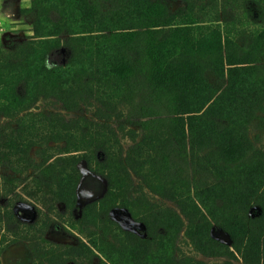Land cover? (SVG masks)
Wrapping results in <instances>:
<instances>
[{"label":"rangeland","instance_id":"obj_1","mask_svg":"<svg viewBox=\"0 0 264 264\" xmlns=\"http://www.w3.org/2000/svg\"><path fill=\"white\" fill-rule=\"evenodd\" d=\"M147 1L158 4L160 22L174 25L157 30L154 39L144 36V25L158 17L126 15L141 8L140 0H99L105 15H91L116 30L142 18L127 52L135 75L67 86L60 76L20 82L16 58L31 43L37 55L52 42L64 47L70 37L62 0H0V90L8 91H0V264H246L229 233L181 196L211 197L226 211L234 192L227 184H241L245 192L250 183L264 182V99L248 124L247 156L226 162L220 150L198 139L191 144L188 132L153 130L151 122L169 121L189 111L180 105L196 101L153 85L148 51L152 44L182 50L186 38H172L174 29L179 36L218 29L235 53L256 54L264 68V52L257 54L264 44L256 43L264 33V0ZM59 55L56 62L64 63L65 51ZM207 71L211 84H226ZM15 93L27 99V110L12 111ZM105 141H111L108 154L101 150ZM217 196L224 202L214 201ZM246 215L254 220L260 206L251 204Z\"/></svg>","mask_w":264,"mask_h":264},{"label":"trees","instance_id":"obj_2","mask_svg":"<svg viewBox=\"0 0 264 264\" xmlns=\"http://www.w3.org/2000/svg\"><path fill=\"white\" fill-rule=\"evenodd\" d=\"M140 1L141 8L134 10L133 7L132 10L126 11V15L133 12L138 16L158 17L155 19L157 22L145 23L144 36L154 39L160 34L157 30L174 26L171 21H159L161 13L157 12L158 4L147 0ZM62 2L66 16L64 32L70 37L69 40L63 43L62 48L52 42L51 49L42 55L35 54L34 43L27 44V51L21 50L16 56L21 72V75L18 74V80L27 85L31 77H35L38 82H46L56 80L60 76L58 80L70 86L84 78L95 84L100 81H106L108 84L133 77L135 66L127 52L131 41L134 40V31L141 27L142 23L139 22L142 18H138L137 23L128 27L123 25L121 29L116 30L113 29L111 21L102 18L95 20L91 17L106 13L99 10V0ZM128 6L129 4L125 8ZM71 21L73 23H70ZM74 28L79 32L70 33ZM175 30L169 31L172 38H186L182 43V50L159 51L152 44L148 51L154 75L153 85L159 90L173 93L177 99L194 96L196 102L193 105H180L189 108V111L176 113L175 118L169 121L151 122L155 125L153 130L172 131L178 135L188 132L191 144L198 139L202 145L220 150L226 162L234 161L236 157L244 158L251 146L246 134L248 124L253 118L255 108L264 99V68L258 65L256 54L241 50L240 53H235L232 49L237 47L233 41L223 37L218 29L202 36L198 34L199 28L195 32L189 29L190 32L182 31L181 36L176 34ZM260 42L264 44V33L256 40V43ZM62 50L67 58L64 63L58 64L56 58H61L59 54ZM260 51L261 54L264 52V46L257 54H260ZM208 69L218 79L226 81V84H211L207 81L205 75ZM25 89L28 91L27 86ZM7 93L8 91H4V94ZM26 100L18 98L15 93L14 99L8 103L12 106V111L16 108L25 111ZM100 129L105 130L104 127ZM168 137L169 135L166 136L167 139ZM110 144L111 141H105L101 146L104 154H108V150L112 149ZM145 153V148L141 147L138 151L139 158L145 159ZM225 183L227 184V181ZM227 186L234 192L227 200L226 211L216 208L211 197H208V201H203L201 195L196 194L197 202L187 195H182L181 198L193 209L199 206L205 208L212 223L219 224L229 233L233 240V249L242 255L246 264H264V182L259 180L256 184L250 183L245 192L238 190L241 184L234 185L230 182ZM221 187L222 185L217 186ZM215 200L224 202L225 199L217 196ZM253 203L260 206L261 215L249 221L246 212ZM192 239L196 241V237L193 236ZM211 242L217 244L212 240Z\"/></svg>","mask_w":264,"mask_h":264}]
</instances>
